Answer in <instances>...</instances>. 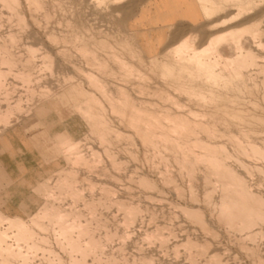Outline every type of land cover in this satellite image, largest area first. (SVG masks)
Returning <instances> with one entry per match:
<instances>
[{
    "label": "rangeland",
    "instance_id": "rangeland-1",
    "mask_svg": "<svg viewBox=\"0 0 264 264\" xmlns=\"http://www.w3.org/2000/svg\"><path fill=\"white\" fill-rule=\"evenodd\" d=\"M146 1L0 0V230L12 215L48 238L36 239L26 264L73 263L54 226L32 221L45 203L75 212L68 218L86 228L85 240L93 233L101 240L85 264H202L213 254L222 264L264 260V224L251 240L218 219L219 168H234L264 196L263 156L252 151L264 152V0H213L217 11L198 0L202 23L167 27L160 40L135 31ZM258 21L259 35H243V50L231 40L209 51L212 36ZM184 40L197 44L196 54L176 51ZM244 50L256 59L240 67L233 60ZM208 142L217 143L226 167L215 171L201 156ZM60 186L80 197L58 198ZM92 200L93 210L86 205ZM128 211L136 216L127 218ZM9 233L16 247L17 228ZM188 239L210 250L198 258L197 246H183ZM177 244L183 248L175 251ZM0 264L21 261L0 249Z\"/></svg>",
    "mask_w": 264,
    "mask_h": 264
},
{
    "label": "bare ground",
    "instance_id": "bare-ground-1",
    "mask_svg": "<svg viewBox=\"0 0 264 264\" xmlns=\"http://www.w3.org/2000/svg\"><path fill=\"white\" fill-rule=\"evenodd\" d=\"M5 1V0H4ZM7 1H9V0H6V2L5 3H8ZM13 1V0H12ZM39 0H34V3L35 2H38ZM43 1V0H42ZM205 2H206V6L204 7V9L206 10V11H209V10H214V9H216V11H217V8L220 6V8H221V5H218V4H216L215 2H213V0H204ZM226 1V0H225ZM228 1V0H227ZM235 1V0H234ZM237 1H239V0H237ZM236 1V2H237ZM38 3H40V2H38ZM33 4V3H32ZM250 4V3H249ZM36 5V4H35ZM39 4H37V6H38ZM246 5V4H245ZM9 6V5H8ZM42 6V3H41V5H40V7ZM13 7V6H12ZM14 8V7H13ZM11 9V8H10ZM207 13V12H206ZM213 13V12H212ZM209 14V13H208ZM212 15V14H211ZM257 23H260L259 21L258 22H256V24H250V25H247V26H244V27H242V28H239V29H233L232 31L230 30L229 32H226L224 35H222V36H220V35H214V36H212L211 38H210V40H209V44H208V47L210 48L209 49V51H211V50H215V51H211L212 53H216L217 51V49H218V46L219 45H221L220 43L221 42H224V43H226L225 41H228V42H230L231 40V42H233V43H235V45L236 46H238L237 47V49L239 48V45L241 44V39H242V37H243V35H249V36H254V38H256L255 36L258 34L259 35V25L257 24ZM247 33V34H246ZM13 34V33H12ZM257 35V36H258ZM14 36H16V35H14ZM10 37V36H9ZM14 39V38H13ZM194 39V38H193ZM4 42V41H3ZM189 42H191L192 44H193V42L192 41H189ZM189 42H187L186 40H184V41H182V43H180L177 47H176V51L178 52H182V54L181 55H184L185 53H186V51H191L192 52V54H196L197 53V51L195 50V48H196V45L194 44L193 45V47L192 48H190L191 46V44L189 43ZM227 42V43H228ZM5 43V42H4ZM223 43V44H224ZM195 47V48H194ZM243 47H241V48H239V50L240 49H242ZM1 50V49H0ZM3 50V49H2ZM203 50V49H202ZM243 50V49H242ZM205 51V50H204ZM219 51V50H218ZM245 51V54H243V53H241V51H240V53H239V55L237 56V61H235V60H233V63H236V62H238V64L240 65V67L242 66V65H244L245 66V64H247V62H248V64H250V63H252L253 64V58H254V54H252L251 52H247L246 50H244ZM243 51V52H244ZM251 51V50H250ZM1 52V51H0ZM183 52H185L184 54H183ZM202 52V51H201ZM208 52V51H207ZM32 53V52H31ZM199 53V52H198ZM33 54V53H32ZM188 54V53H187ZM217 54V53H216ZM220 54V53H219ZM237 54V53H236ZM180 55V54H179ZM222 55V54H221ZM256 55V54H255ZM10 56V55H9ZM233 56H235V55H233ZM256 57V56H255ZM231 59V58H230ZM254 59H256V58H254ZM249 60L250 61H252V62H249ZM228 61H230V60H228ZM232 62V61H231ZM195 63H196V60H195ZM226 64V63H225ZM237 64V65H238ZM254 64H255V62H254ZM238 65V66H239ZM251 65V64H250ZM258 65V64H257ZM10 67V66H9ZM244 68V67H243ZM261 68H262V65H261ZM21 73V72H20ZM242 73V72H241ZM1 74H3V72H1L0 73V75ZM260 74H261V72H260ZM24 76V75H23ZM27 76V75H26ZM29 77H30V75H29ZM264 77V76H263ZM27 78V77H26ZM22 79H24V78H22ZM27 79H29V78H27ZM264 83V82H263ZM18 106V105H17ZM20 106V105H19ZM8 108V107H7ZM6 111V110H5ZM10 112V111H9ZM3 116V115H2ZM5 117V116H4ZM4 117H1V118H4ZM6 118V117H5ZM2 120V119H1ZM180 127V126H179ZM201 127V126H200ZM206 131H207V128H206ZM210 131V130H209ZM207 133V132H206ZM221 134V133H220ZM208 135H210V134H208ZM145 136H147V135H145ZM105 137V136H104ZM216 137V136H215ZM211 138H212V136H211ZM211 138H210V140H211ZM102 139V138H101ZM214 139H216V138H214ZM235 140V139H234ZM200 143V142H199ZM198 143V144H199ZM174 144V143H173ZM180 146V145H179ZM201 146V145H200ZM206 146V147H205ZM176 147H178V146H176ZM203 147V146H202ZM219 146H217V143L216 142H208L207 144H205L204 145V147L203 148H205L206 150H201L203 153H201V156H203L204 158L206 157H208L207 159L209 160V158H210V160L211 161H209V162H211V164H210V166L212 167V169L214 168V170H215V168H216V170L215 171H217V168H219V167H223V166H225V160H228V159H225V158H223V155L221 156V154L220 153H218L219 151L217 150V148H218ZM180 148V147H179ZM261 148V147H260ZM74 147L72 148V152L74 151ZM178 149V148H177ZM177 149H175V151L177 150ZM181 149V148H180ZM180 149H178L177 151L179 152L180 151ZM221 149V148H220ZM245 149V148H244ZM70 150H71V148H70ZM191 150V149H190ZM78 150L77 149H75V152H73L74 153V155L76 156H74L75 158H78L79 156H80V154H79V152H77ZM80 151V150H79ZM108 151V150H107ZM183 151V149L181 150V152ZM185 151V150H184ZM252 151H253V153L255 152L256 153V155H257V153H259V154H261L263 157V161H264V152L263 151H261V149H259L258 147H256V145L255 146H253V148H252ZM71 152V154L73 155V153ZM94 152H97V151H94ZM106 152V151H105ZM226 152V151H225ZM177 153V152H176ZM95 154H98V152L97 153H94V156H96ZM178 154V153H177ZM176 154V155H177ZM182 154H183V152H182ZM181 154V155H182ZM187 154V153H186ZM222 154H224L225 155V153H223L222 152ZM258 154V155H259ZM93 155V154H92ZM179 155V154H178ZM180 155V156H181ZM78 156V157H77ZM83 154H81V156L79 157V158H83ZM187 156V155H186ZM226 156V155H225ZM185 157V156H184ZM189 157V156H188ZM261 157V156H260ZM78 158V159H79ZM93 158H95V157H93ZM98 158V157H97ZM100 158V157H99ZM187 158V157H186ZM77 159V160H78ZM109 159V158H108ZM178 159V158H177ZM184 159V158H183ZM225 159V160H224ZM235 159V158H234ZM87 160V159H86ZM94 160V159H93ZM96 160V159H95ZM99 160V159H98ZM70 161H72V162H74L73 160H70ZM184 161H186V159L184 160ZM79 162V161H78ZM81 162V161H80ZM93 162V161H92ZM115 162V161H114ZM189 162H190V160H189ZM116 163V162H115ZM239 163V162H238ZM197 164V163H196ZM115 165H117V164H115ZM120 165V164H119ZM86 166H87V164H86ZM114 166V165H113ZM184 166V165H183ZM95 167V166H94ZM116 167V166H115ZM226 167V166H225ZM242 168H244V167H242ZM246 168V167H245ZM258 168V167H257ZM190 169V168H189ZM209 169H211L210 167H209ZM211 169V170H212ZM222 169V168H221ZM262 170V169H261ZM237 170H234V168H232V169H230V168H225L224 170H220V168H219V171H218V177H219V181H220V183H221V191H223L224 190V192H221V196H220V198H219V200H220V207H219V222H221L223 225H225V226H227L228 227V229L230 230V229H232V231L233 230H236V231H238V232H240L241 233V235L243 234V235H245V237H249L250 239L252 238V239H254V236H255V234H256V232H255V230H254V228L258 225V224H264V196L263 195H261V194H259V193H255V191L254 190H252L251 189V187L248 185V183H247V181L245 180V178L244 177H242V175H239V173H237L236 172ZM249 171V170H248ZM258 171V170H257ZM71 172V171H70ZM250 172V171H249ZM73 173V172H72ZM215 173V172H214ZM217 173V172H216ZM194 174V173H193ZM68 175V174H67ZM72 175V174H71ZM77 175V174H76ZM76 175H74L73 174V176L72 177H76ZM187 175V174H186ZM192 175V174H191ZM250 175H251V173H250ZM189 176V175H188ZM193 176V175H192ZM213 176V175H212ZM218 177H217V179L216 180H218ZM74 179V178H73ZM72 179V180H73ZM118 180V179H117ZM136 180V179H135ZM140 180V179H139ZM207 180V179H206ZM215 180V181H216ZM77 181V180H76ZM69 182V181H68ZM60 183V185H62L61 184V182H59ZM72 183V182H71ZM208 183H209V179H208ZM212 182H211V180H210V183L209 184H211ZM216 183H219L218 181H216ZM146 184V183H145ZM144 183H143V185H145ZM151 184V183H150ZM174 184H176V183H174ZM209 184H207V185H209ZM142 185V184H141ZM147 185V184H146ZM177 185V184H176ZM175 185V186H176ZM214 185V186H213ZM219 185V184H218ZM64 186V185H63ZM66 186V185H65ZM152 186V185H151ZM212 186L215 188V187H217L215 184H214V182H213V184H212ZM212 187V188H213ZM154 188V187H153ZM179 188V187H178ZM211 188V189H212ZM214 188H213V190H214ZM113 189V188H112ZM190 189V188H189ZM194 189V188H193ZM192 189V190H193ZM210 189V188H209ZM215 189H217V188H215ZM82 190H83V188H82ZM59 195H57L58 196V198L60 197V195H62V194H65V195H67V196H71L70 198H72V196H73V198H76V199H78V196L80 195H78V192L77 191H75V188H71V186L70 187H66V188H63L62 186H60L59 187ZM176 191V190H175ZM181 191V190H180ZM209 193H207V194H210V191L209 190H207ZM103 192H105V191H103ZM177 192V191H176ZM182 192V191H181ZM216 192V191H215ZM108 193V192H107ZM106 193V194H107ZM113 193V192H112ZM211 193H212V191H211ZM110 194H111V192H110ZM194 194V193H193ZM214 194V193H213ZM179 195V194H178ZM212 195V194H211ZM211 195H210V197H211ZM53 196V195H52ZM83 196V195H82ZM195 196V195H194ZM194 196H192V197H194ZM80 197V196H79ZM208 197V196H207ZM61 198V197H60ZM72 198V199H73ZM82 198V197H81ZM212 198V197H211ZM93 199V198H92ZM109 199V198H108ZM153 199V198H152ZM207 199V198H206ZM80 200V199H79ZM82 200V199H81ZM80 200V201H81ZM106 200V199H105ZM212 200V199H211ZM65 201V200H64ZM204 201V200H203ZM208 201H209V199H208ZM82 202H83V200H82ZM101 202V201H100ZM99 202V203H100ZM116 202L118 203V200H116ZM119 202H121V201H119ZM103 203H105V202H103ZM124 202H122V204H123ZM209 203H210V201H209ZM111 204V203H110ZM86 205L89 207V209H91V210H93L94 209V207L96 206V201L95 200H92V201H89V202H87L86 203ZM113 205V204H112ZM121 204H119V206H120ZM72 206H73V204H72ZM84 206V205H83ZM122 206V205H121ZM124 206V205H123ZM127 207V206H126ZM82 208H84V207H82ZM128 208V207H127ZM181 208V207H180ZM59 209H61V208H59ZM58 209V207L56 208L54 205H50V204H43L42 206H41V208H40V210L39 211H37V213L34 215V216H32L31 218H32V221H33V223L38 227V228H40V229H43L44 230V228H46L45 227V225L43 224V220L45 221V220H47L48 221V223L50 222L53 226H54V229H56V233L54 232V234H58L59 233V237H61V236H63L64 237V239L62 240V242L60 241V239H59V241L61 242H59L58 241V243L59 244H61L60 246L61 247H63V245L64 244H66V248L68 247L69 249H70V251H68V253H69V260H71L73 263L74 262H84V264H85V256H87L91 251H96V249L98 248V246H100V243H101V240H100V243H99V241H98V238L96 237V235H91V236H89L88 238H87V240H85V231H87L86 230V228L85 229H82V228H78V226H77V224H79V223H77L75 220H77V219H75V220H72V221H70L69 220V218H70V215H69V218H68V213H67V211H64V210H59ZM84 209H88V208H84ZM136 209H137V207H136ZM183 209H185V208H183ZM187 209V208H186ZM185 209V211H186V213L188 212V213H191V211L192 210H186ZM123 210H125V212H127L126 211V208H124ZM139 210V209H138ZM137 210V211H138ZM77 211V210H76ZM95 211V210H94ZM197 211V210H196ZM95 212H98V211H95ZM75 213V212H74ZM74 213H69V214H74ZM118 213V212H117ZM134 213V212H133ZM199 213V212H198ZM82 214V213H81ZM135 214V213H134ZM138 214V213H137ZM193 214V213H192ZM191 214V216H194V215H192ZM213 214V213H212ZM76 215V214H75ZM196 215V214H195ZM201 215V214H200ZM101 216V215H100ZM99 216V217H100ZM126 216H127V218H132V216H133V214H132V212H129L128 211V213H126ZM134 216H136V215H134ZM133 216V217H134ZM190 216V215H189ZM190 216V217H191ZM217 216V214H216V217H218ZM1 217V216H0ZM71 217H72V215H71ZM79 217H80V215H79ZM123 217V216H122ZM194 217H196V216H194ZM136 218V217H135ZM199 218V217H198ZM203 218V217H202ZM137 219V218H136ZM191 219H192V217H191ZM5 220L7 221V224H8V230H0V249L1 250H3V252H6V255L7 256H9V257H12V258H18L20 261H21V264H26V262H27V256H28V251L30 250V249H38V247L40 246H38L37 245V238H39L40 240H42V241H47L48 240V238L46 237H40V236H38L37 235V233H36V231L35 230H33V229H30V228H27L24 224H23V220H21V218H19V217H17V216H12V215H8L6 218H5ZM107 220V219H106ZM105 220V221H106ZM195 220H197V219H195ZM194 220V221H195ZM200 220H203V219H199V221ZM98 221V220H97ZM100 221V220H99ZM205 221V220H204ZM80 222V221H79ZM89 222H90V220H89ZM127 222H128V220H127ZM130 223V222H129ZM200 223V225L202 224V227H203V225H205L206 224V222H205V224H203L204 222H199ZM198 223V224H199ZM126 224V223H125ZM87 225V224H86ZM89 225V224H88ZM91 225V224H90ZM209 225V224H208ZM221 225V224H220ZM85 226V225H84ZM129 226V225H128ZM207 225H205L204 226V228L206 227ZM262 225H259V227H261ZM11 227H16L17 228V233L15 234V235H13V238L15 239L14 241H15V245H16V247H13V245H14V243H10L9 241H10V239H11V237H12V235H10V233H9V229L11 228ZM83 227V226H82ZM86 227H88V226H86ZM102 227V226H101ZM126 227V226H125ZM159 228H161V227H159ZM207 228V227H206ZM225 228V227H224ZM263 228V227H262ZM47 229V228H46ZM104 229V228H103ZM203 229V228H202ZM226 229V228H225ZM48 230V229H47ZM46 230V231H47ZM158 230H160V229H158ZM206 230V229H205ZM262 230V229H261ZM97 231V230H96ZM161 231V230H160ZM164 231V230H163ZM209 231V230H208ZM215 231V230H214ZM264 231V230H263ZM210 232V231H209ZM213 232V231H212ZM211 232V233H212ZM235 232V231H234ZM210 233V234H211ZM239 233V234H240ZM90 234V233H89ZM88 234V235H89ZM110 234H112V233H110ZM160 234H161V236H163L164 234H162V233H159V235L158 236H160ZM176 234V233H175ZM182 234V233H181ZM209 234V233H208ZM209 234V235H210ZM216 234H217V232H216ZM259 234H263L264 235V233H259ZM83 235H85L84 237H83ZM115 235V234H114ZM211 235H214V234H211ZM256 235H258V234H256ZM116 236V235H115ZM160 236V237H161ZM230 236V235H229ZM99 237V236H98ZM106 237V236H105ZM216 237H218V236H216ZM244 237V238H245ZM110 238V237H109ZM164 238V237H163ZM237 238V237H236ZM247 238H246V240H247ZM37 239V240H36ZM47 239V240H46ZM107 239V238H106ZM249 239V240H250ZM251 239V240H252ZM239 240H240V238H239ZM239 240H238V242H239ZM257 240V239H256ZM12 241V240H11ZM41 241V242H42ZM190 242V241H192L191 239H190V241H189V239L188 240H186V242L184 243V245L183 246H185L186 245V248L188 247V246H190V248L192 247V249L194 248V247H196L197 245V243H196V241H195V246H191V243L192 242H190V243H188V242ZM208 241V240H207ZM207 241L206 242H204V243H207ZM240 241H243V249H241V250H243L244 251V248H245V250L246 251H248L249 252V250H248V248H247V245L245 246L244 245V240H243V237H242V240H240ZM107 242V241H106ZM110 242V241H109ZM161 242V241H160ZM198 242V241H197ZM209 243V245L210 244H212V243H210V241H208ZM251 242V241H250ZM253 242V241H252ZM255 242V241H254ZM163 243H165V241L163 242ZM254 244V243H253ZM182 245V244H181ZM179 246V247H177L178 246V244L177 245H175V251H176V249H179L180 247H182V246ZM188 245V246H187ZM198 245H199V243H198ZM209 245H207V246H209ZM206 246V245H205ZM240 246H241V244H240ZM105 247V246H104ZM212 247V246H211ZM210 247V248H211ZM257 247V246H256ZM183 248V247H182ZM185 248V247H184ZM189 247H188V249H190ZM197 248H199V256H198V258L200 257V255L202 256V253H204V252H208L207 251V249H205V247H204V245L203 246H201V245H199V246H197ZM251 249H252V246L250 247ZM249 248V249H250ZM62 249H65L64 247L62 248ZM102 249V248H101ZM100 249V250H101ZM122 249V248H121ZM173 249H174V247H173ZM195 249V248H194ZM250 249V250H251ZM254 249V248H253ZM98 250V249H97ZM77 252L78 253V255L79 256H81L78 260L76 259L77 258V255H76V257L74 258L73 257V253L74 252ZM104 251V250H103ZM178 251V250H177ZM190 251V250H189ZM192 251V250H191ZM190 251V252H191ZM197 251V250H196ZM251 251H253V250H251ZM255 251V250H254ZM258 251H259V249H258ZM257 250H256V252H258ZM80 252V253H79ZM114 252V251H113ZM197 252V253H198ZM76 253V254H77ZM92 253V252H91ZM97 253V252H96ZM247 253V252H246ZM260 253V252H259ZM259 253H257V254H259ZM4 254V253H3ZM194 254V253H193ZM192 253L190 254V257H192L191 255H193ZM56 255V254H55ZM98 255V254H97ZM214 255V254H213ZM213 255H211V256H209L210 258H208V259H206V258H204L205 260H204V263H202V264H222V259H219V258H216L215 256V259H213L214 257H213ZM95 256V255H94ZM195 256H197V254H195ZM260 256V255H259ZM258 256V257H259ZM202 257H204V256H202ZM213 257V258H212ZM7 258V257H6ZM111 258H113V257H111ZM110 258V259H111ZM195 258V257H194ZM201 258V257H200ZM260 258L261 259H263L261 256H260ZM260 258H256V259H258V264H264V260H261ZM8 259V258H7ZM6 259V260H7ZM55 259H57L58 260V262L59 263H62V258H61V256L60 255H58L57 254V257L55 258ZM97 259H99V258H97ZM107 259V258H106ZM114 259V258H113ZM51 260V259H50ZM99 261V260H98ZM97 261V262H98ZM114 261V260H113ZM118 261V260H117ZM192 261V260H191ZM195 262H196V260H194ZM193 261V262H194ZM227 261V260H226ZM105 263H106V260L104 261ZM143 262V261H142ZM201 262V261H200ZM254 262V261H253ZM255 262H256V260H255ZM255 262H254V264H255ZM73 263H71V264H73ZM87 263V262H86ZM115 263V262H114ZM144 263V262H143ZM50 264V263H49ZM70 264V263H69ZM74 264H76V263H74ZM78 264V263H77ZM110 264V263H109ZM113 264V263H112ZM119 264V263H118ZM196 264H198V263H196ZM227 264H229V263H227Z\"/></svg>",
    "mask_w": 264,
    "mask_h": 264
},
{
    "label": "crops",
    "instance_id": "crops-1",
    "mask_svg": "<svg viewBox=\"0 0 264 264\" xmlns=\"http://www.w3.org/2000/svg\"><path fill=\"white\" fill-rule=\"evenodd\" d=\"M198 0H147L136 14L135 31L145 38L162 39L167 27L178 24L196 25L204 19Z\"/></svg>",
    "mask_w": 264,
    "mask_h": 264
}]
</instances>
